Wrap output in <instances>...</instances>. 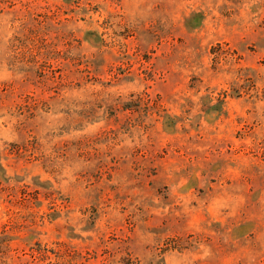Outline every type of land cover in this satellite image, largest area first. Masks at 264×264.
I'll use <instances>...</instances> for the list:
<instances>
[{"label": "rangeland", "instance_id": "374dc122", "mask_svg": "<svg viewBox=\"0 0 264 264\" xmlns=\"http://www.w3.org/2000/svg\"><path fill=\"white\" fill-rule=\"evenodd\" d=\"M0 264H264V0H0Z\"/></svg>", "mask_w": 264, "mask_h": 264}]
</instances>
